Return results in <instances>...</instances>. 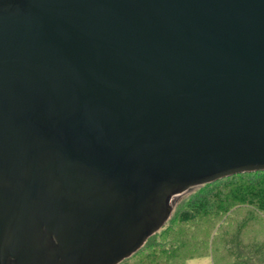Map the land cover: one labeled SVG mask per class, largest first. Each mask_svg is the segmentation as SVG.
I'll return each instance as SVG.
<instances>
[{
	"label": "water",
	"instance_id": "obj_1",
	"mask_svg": "<svg viewBox=\"0 0 264 264\" xmlns=\"http://www.w3.org/2000/svg\"><path fill=\"white\" fill-rule=\"evenodd\" d=\"M260 172L264 0H0V264H121Z\"/></svg>",
	"mask_w": 264,
	"mask_h": 264
},
{
	"label": "trees",
	"instance_id": "obj_2",
	"mask_svg": "<svg viewBox=\"0 0 264 264\" xmlns=\"http://www.w3.org/2000/svg\"><path fill=\"white\" fill-rule=\"evenodd\" d=\"M178 211L173 223L169 218L167 227L150 237L137 253L124 262L143 258V264H172L176 251L186 257L180 252L183 237L200 242L194 230L209 233L210 238L222 223L225 231L214 243V264H264V234L251 225L253 219L264 217V172L238 175L202 186ZM171 228L178 233L172 235L177 239L174 243L163 239ZM159 240H164L165 246H160ZM149 242L154 244L147 246ZM158 245L160 252L156 250ZM200 251L197 247L192 250L195 256L208 254Z\"/></svg>",
	"mask_w": 264,
	"mask_h": 264
},
{
	"label": "rangeland",
	"instance_id": "obj_3",
	"mask_svg": "<svg viewBox=\"0 0 264 264\" xmlns=\"http://www.w3.org/2000/svg\"><path fill=\"white\" fill-rule=\"evenodd\" d=\"M201 187L195 188L194 190H192L189 193H186L184 195H182L179 199L176 200V204L174 206L173 212L170 216V223H173L172 221H174V216L176 215V213H178V210H182L184 205L191 200V198L199 191ZM252 226H256L258 228V230H260V232H262V234H264V217H259L258 220H252ZM167 223L166 225L163 227H167ZM173 230V231H172ZM223 231H225V228H222V223L219 226V228L217 227L215 233L209 238V233H201L200 231L194 230L193 232H195L196 234H198L199 238H200V242H196L195 240H189V239H185V237H183V242H182V250L180 251L182 254H186V257L183 258L181 256V254L176 251L174 254L173 259H175L174 263L172 264H214L213 261V251H214V243H217L220 237V233H222ZM175 232V233H174ZM178 233H176V230H174V228H171V231L166 232L165 237L163 238L168 241H170L171 243H174V241H176L177 239L175 237H172V235H177ZM181 235V234H180ZM158 242L160 246H165L164 240H159ZM154 242H149V244L147 246L153 245ZM156 246V250L158 249ZM197 247L199 250H201L200 252L202 253H208V254H196L197 256L193 255L194 253L192 252L193 248ZM160 248V247H159ZM178 250V248H177ZM157 252H160L159 250H157ZM192 255V256H191ZM177 257H179L180 259H177ZM177 260L178 263H177ZM143 258L139 259H131L128 260L126 262H123L122 264H143Z\"/></svg>",
	"mask_w": 264,
	"mask_h": 264
}]
</instances>
